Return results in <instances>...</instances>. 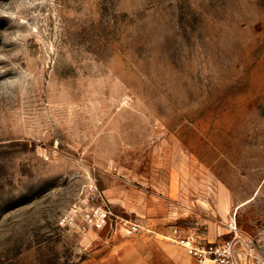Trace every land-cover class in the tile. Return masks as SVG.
I'll return each mask as SVG.
<instances>
[{
	"label": "rangeland",
	"instance_id": "1",
	"mask_svg": "<svg viewBox=\"0 0 264 264\" xmlns=\"http://www.w3.org/2000/svg\"><path fill=\"white\" fill-rule=\"evenodd\" d=\"M176 230L264 264V0H0V264H193Z\"/></svg>",
	"mask_w": 264,
	"mask_h": 264
},
{
	"label": "built area",
	"instance_id": "2",
	"mask_svg": "<svg viewBox=\"0 0 264 264\" xmlns=\"http://www.w3.org/2000/svg\"><path fill=\"white\" fill-rule=\"evenodd\" d=\"M112 212L108 206L92 205L85 210H81L78 204H74L73 209L66 218L68 227H91L96 224H107L111 220ZM143 229L142 224L134 222L129 224L128 232L138 234ZM171 240L178 246L184 248L193 260V264H233L227 249L214 246L213 244H202L194 235L184 236L179 231H175Z\"/></svg>",
	"mask_w": 264,
	"mask_h": 264
}]
</instances>
